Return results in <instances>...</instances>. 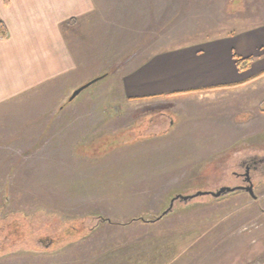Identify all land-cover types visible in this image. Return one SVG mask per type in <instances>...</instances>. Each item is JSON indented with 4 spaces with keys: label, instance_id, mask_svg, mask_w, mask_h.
<instances>
[{
    "label": "rangeland",
    "instance_id": "obj_1",
    "mask_svg": "<svg viewBox=\"0 0 264 264\" xmlns=\"http://www.w3.org/2000/svg\"><path fill=\"white\" fill-rule=\"evenodd\" d=\"M94 4L74 33L79 67L0 112V223L14 216L18 241L0 245V264H264V171L252 174L257 199L179 200L158 221L176 196L240 187V164L264 160V79L176 99L122 93L123 74L151 56L264 26V0ZM73 222L77 236L94 233L52 249Z\"/></svg>",
    "mask_w": 264,
    "mask_h": 264
},
{
    "label": "crops",
    "instance_id": "obj_2",
    "mask_svg": "<svg viewBox=\"0 0 264 264\" xmlns=\"http://www.w3.org/2000/svg\"><path fill=\"white\" fill-rule=\"evenodd\" d=\"M94 11V0H0V19L10 33L0 40V112L18 113L33 93L50 95L42 89L79 67L74 33ZM250 57L255 61L240 72L236 58ZM123 75L129 103L245 88L264 79V26L163 51ZM96 77L84 78L80 86ZM232 85L239 87L222 88ZM216 87L221 88L209 90Z\"/></svg>",
    "mask_w": 264,
    "mask_h": 264
},
{
    "label": "trees",
    "instance_id": "obj_3",
    "mask_svg": "<svg viewBox=\"0 0 264 264\" xmlns=\"http://www.w3.org/2000/svg\"><path fill=\"white\" fill-rule=\"evenodd\" d=\"M243 1V0H242ZM230 3H234L235 0H229ZM10 36V33H9V30H8V27L7 25L4 23L3 20L0 19V40H6L8 39ZM236 61H237V68L240 72H244L246 70H248L251 65L253 64V62L255 61V58L253 57H250V58H247V59H241V58H236ZM107 76H109V73L103 75L101 78H106ZM239 87V85H232V86H226V87H222V88H237ZM221 87H216V88H212V89H209L210 91L211 90H217V89H220ZM205 91V90H203ZM262 112L264 113V109L262 110ZM16 217V216H15ZM21 217V215H20ZM14 218V216L12 215H9L7 218L3 219L0 223V245H2L1 247L5 248V249H12V248H15L16 245H18V241L15 240L16 238V235H15V232H11V230H9L7 227H8V223ZM24 219H27L28 221V225H26V227L29 229L31 228V225L33 224L32 223V219L31 220L26 217ZM29 219V220H28ZM102 221L103 223L105 222H108V220L106 219H103L102 218ZM145 223H153L152 221H145ZM79 224V222H73L71 223L72 225V230L77 231L76 227H73L74 225H77ZM82 224V223H80ZM84 225V224H82ZM73 234L71 237H66L64 235H58L57 237L53 236L51 239H49V242L48 244L53 248H55L57 245H60V243H62L63 245H65V243H69L71 240V244H74L76 243L78 240H81V239H85V237H87V235H91L93 234L94 232H90V234H85V233H81V236H77L79 235V231L78 233L76 234ZM76 237H78L76 239ZM58 238V239H57ZM40 241H42V239H40ZM66 243V244H67ZM31 245L35 246L34 243H31ZM62 245V246H63ZM59 247V246H57ZM35 248H38V247H35Z\"/></svg>",
    "mask_w": 264,
    "mask_h": 264
},
{
    "label": "water",
    "instance_id": "obj_4",
    "mask_svg": "<svg viewBox=\"0 0 264 264\" xmlns=\"http://www.w3.org/2000/svg\"><path fill=\"white\" fill-rule=\"evenodd\" d=\"M102 80V78H97L93 81H90L89 83L83 85L82 87L78 88L70 97L69 102H73L74 100H76V98L87 88H89L91 85H93L94 83L98 82ZM246 183L248 184L247 186H240L237 188H221L220 190H218L217 192H198L195 193L194 195L191 196H184V195H178L176 196L172 202L171 205L169 207V209L160 217L158 218V221L161 220L163 217H165L166 215H168L174 208V204L176 201H184V202H189L191 200H194L196 198L199 197H205V196H212L213 198H221L222 196H225L227 194H231L237 191H244L247 192L251 197H253V199H257L256 195H255V191H254V184L250 178L249 173L247 172L246 174Z\"/></svg>",
    "mask_w": 264,
    "mask_h": 264
},
{
    "label": "flooded vegetation",
    "instance_id": "obj_5",
    "mask_svg": "<svg viewBox=\"0 0 264 264\" xmlns=\"http://www.w3.org/2000/svg\"><path fill=\"white\" fill-rule=\"evenodd\" d=\"M242 166V168L245 169V172L244 173H237L235 174L238 178H241L244 185L242 186H247L248 184L246 183V174L247 172L249 173L250 175V178L253 182V176L252 174L253 173H256V172H259V171H264V160H261V159H251V161L248 163V162H242L240 164ZM254 184V183H253Z\"/></svg>",
    "mask_w": 264,
    "mask_h": 264
}]
</instances>
